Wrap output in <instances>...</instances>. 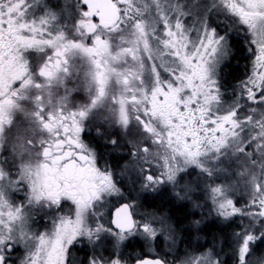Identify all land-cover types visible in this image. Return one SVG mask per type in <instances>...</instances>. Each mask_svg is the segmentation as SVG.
<instances>
[{"label": "snow or ice", "instance_id": "1", "mask_svg": "<svg viewBox=\"0 0 264 264\" xmlns=\"http://www.w3.org/2000/svg\"><path fill=\"white\" fill-rule=\"evenodd\" d=\"M177 262L264 264V0H0V264Z\"/></svg>", "mask_w": 264, "mask_h": 264}, {"label": "trees", "instance_id": "2", "mask_svg": "<svg viewBox=\"0 0 264 264\" xmlns=\"http://www.w3.org/2000/svg\"><path fill=\"white\" fill-rule=\"evenodd\" d=\"M243 64L244 61L241 60L240 62V68L243 69ZM156 204V206H164V207H168V197L167 194H161V196H158L154 202ZM173 213L175 214V216L182 218L183 217V211H181L178 208H173ZM188 247V245L185 244H181L179 245V250L177 251V253L179 254H183L184 250Z\"/></svg>", "mask_w": 264, "mask_h": 264}, {"label": "rangeland", "instance_id": "3", "mask_svg": "<svg viewBox=\"0 0 264 264\" xmlns=\"http://www.w3.org/2000/svg\"><path fill=\"white\" fill-rule=\"evenodd\" d=\"M164 250H166V249L163 247V241H162V249H161V251H164ZM177 256L182 258L183 254H179V253H177V251H175L173 253V255L169 257V259L171 260V259H173L174 257H177ZM177 264H178V262H177Z\"/></svg>", "mask_w": 264, "mask_h": 264}, {"label": "flooded vegetation", "instance_id": "4", "mask_svg": "<svg viewBox=\"0 0 264 264\" xmlns=\"http://www.w3.org/2000/svg\"><path fill=\"white\" fill-rule=\"evenodd\" d=\"M55 2L62 3V2H63V0H55ZM244 63H245V62H244ZM240 70L242 71V68H240ZM113 163H115V162L113 161ZM200 243H204V241H203V240H201V241H200ZM81 255H82V253H81Z\"/></svg>", "mask_w": 264, "mask_h": 264}]
</instances>
